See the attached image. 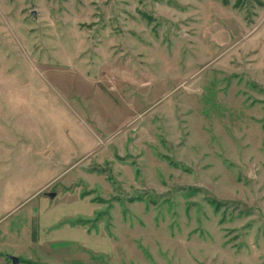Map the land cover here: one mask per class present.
<instances>
[{
	"label": "rangeland",
	"instance_id": "rangeland-1",
	"mask_svg": "<svg viewBox=\"0 0 264 264\" xmlns=\"http://www.w3.org/2000/svg\"><path fill=\"white\" fill-rule=\"evenodd\" d=\"M9 256L264 264V0H0Z\"/></svg>",
	"mask_w": 264,
	"mask_h": 264
},
{
	"label": "water",
	"instance_id": "water-1",
	"mask_svg": "<svg viewBox=\"0 0 264 264\" xmlns=\"http://www.w3.org/2000/svg\"><path fill=\"white\" fill-rule=\"evenodd\" d=\"M49 196L51 198H54L55 194L51 193V194H49ZM9 259L12 261V264H18L19 263V259L15 256H9Z\"/></svg>",
	"mask_w": 264,
	"mask_h": 264
},
{
	"label": "trees",
	"instance_id": "trees-1",
	"mask_svg": "<svg viewBox=\"0 0 264 264\" xmlns=\"http://www.w3.org/2000/svg\"><path fill=\"white\" fill-rule=\"evenodd\" d=\"M224 5H228L229 4V0H222Z\"/></svg>",
	"mask_w": 264,
	"mask_h": 264
}]
</instances>
